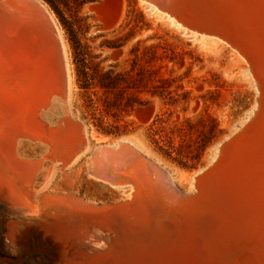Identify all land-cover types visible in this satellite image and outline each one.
I'll return each mask as SVG.
<instances>
[{
	"label": "bare ground",
	"instance_id": "bare-ground-1",
	"mask_svg": "<svg viewBox=\"0 0 264 264\" xmlns=\"http://www.w3.org/2000/svg\"><path fill=\"white\" fill-rule=\"evenodd\" d=\"M41 2H0V189L15 211L23 217L75 222L78 229L91 231L95 251L121 248L124 255L136 249L139 254L149 252L157 262L174 259L175 264L186 259L264 264V66L259 68L220 31L205 25L202 30L186 28L166 13L184 32L219 41L246 62L257 90L253 115L232 138L226 136L208 165L194 176L190 195L182 194L166 170L125 141L95 147L89 169L92 177L114 188L129 187V199L99 205L67 189L47 193L44 187L52 168L46 163L67 170L89 151V137L81 130L79 139L73 120L66 118L72 84L67 48ZM256 4L264 9V0ZM261 26L264 30L262 21L257 31L264 35ZM31 32L39 36V48L31 45ZM55 84L60 94L54 90L58 93L49 96V87ZM259 127L262 137L253 150L237 153L239 165L221 174L230 166L232 144L245 135L256 136ZM36 147L45 149L43 161L29 157V150Z\"/></svg>",
	"mask_w": 264,
	"mask_h": 264
},
{
	"label": "rangeland",
	"instance_id": "rangeland-1",
	"mask_svg": "<svg viewBox=\"0 0 264 264\" xmlns=\"http://www.w3.org/2000/svg\"><path fill=\"white\" fill-rule=\"evenodd\" d=\"M40 2L67 48L72 84L66 118L79 124L73 123L79 139L81 130L89 137V151L67 170L46 163L52 169L44 191L67 189L99 205L129 199V187L114 188L89 169L95 147L125 141L166 170L182 194H192L194 176L253 115L257 90L246 62L219 41L184 32L149 0H86L80 8L68 0L61 6L63 22ZM33 37L31 45L39 48V36ZM51 87L49 96L60 94ZM44 151L28 154L43 161ZM18 215L0 189V264H175L136 249L95 251L91 231L63 217ZM187 260L176 264L200 263Z\"/></svg>",
	"mask_w": 264,
	"mask_h": 264
},
{
	"label": "water",
	"instance_id": "water-1",
	"mask_svg": "<svg viewBox=\"0 0 264 264\" xmlns=\"http://www.w3.org/2000/svg\"><path fill=\"white\" fill-rule=\"evenodd\" d=\"M149 2L170 14L186 28L202 30L205 25L206 28L220 31L228 42L240 46L259 68H263L264 35L261 32L259 34L257 30L261 21L264 25V9L256 4L259 0H149ZM261 29L263 30L262 26ZM262 73L264 74L263 69ZM257 132L256 136L245 135V138L232 144L230 166L221 174L231 172L239 165L237 153L243 154L253 150L258 137L259 139L262 137L260 127ZM217 183L218 181L216 185Z\"/></svg>",
	"mask_w": 264,
	"mask_h": 264
},
{
	"label": "trees",
	"instance_id": "trees-1",
	"mask_svg": "<svg viewBox=\"0 0 264 264\" xmlns=\"http://www.w3.org/2000/svg\"><path fill=\"white\" fill-rule=\"evenodd\" d=\"M49 7L60 17L61 21L63 22L62 18V9L61 6L65 5L68 6V0H43ZM75 3L77 8L82 7L86 0H72Z\"/></svg>",
	"mask_w": 264,
	"mask_h": 264
}]
</instances>
